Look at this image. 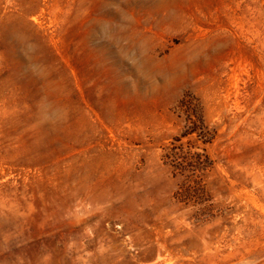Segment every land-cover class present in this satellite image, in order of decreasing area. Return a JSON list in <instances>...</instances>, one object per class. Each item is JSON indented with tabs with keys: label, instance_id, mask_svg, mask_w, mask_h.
Listing matches in <instances>:
<instances>
[{
	"label": "rangeland",
	"instance_id": "obj_1",
	"mask_svg": "<svg viewBox=\"0 0 264 264\" xmlns=\"http://www.w3.org/2000/svg\"><path fill=\"white\" fill-rule=\"evenodd\" d=\"M0 264H264V0H0Z\"/></svg>",
	"mask_w": 264,
	"mask_h": 264
},
{
	"label": "trees",
	"instance_id": "obj_2",
	"mask_svg": "<svg viewBox=\"0 0 264 264\" xmlns=\"http://www.w3.org/2000/svg\"><path fill=\"white\" fill-rule=\"evenodd\" d=\"M192 116L193 114H190V118L188 119L189 124L185 127L182 135L175 138L174 142L166 148V153H164V159L180 171L192 168H207L212 163L208 154L193 152L191 150L192 146L186 149L183 143L177 144V142H181L182 138L193 135H196L198 140H201L205 144L211 143L213 137L207 131L204 120L200 116L195 119Z\"/></svg>",
	"mask_w": 264,
	"mask_h": 264
}]
</instances>
